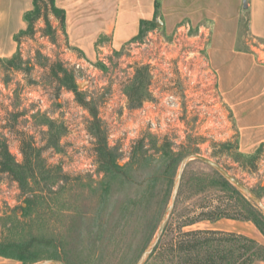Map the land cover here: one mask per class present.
Masks as SVG:
<instances>
[{"label": "rangeland", "instance_id": "374dc122", "mask_svg": "<svg viewBox=\"0 0 264 264\" xmlns=\"http://www.w3.org/2000/svg\"><path fill=\"white\" fill-rule=\"evenodd\" d=\"M245 9L241 6L238 34L243 47L253 41ZM159 15L140 38L119 49L103 35L85 39L90 34L76 31L83 35L76 42L67 21V37L59 31L53 41L43 35L46 26L39 21L35 36L21 39L22 68L32 69L7 78L0 68V134H5L19 163L20 136L34 135L27 152L36 161L32 185L42 195L28 224L20 211L19 185L0 176V236L9 229L27 236L32 229L43 239V261L61 255L73 264H138L169 205L179 165L190 154L218 163L264 203V153L254 159L237 156L232 114L220 99L217 73L209 60L210 21L202 19L191 29L184 21L168 32ZM18 33L3 35L0 56L16 53ZM57 62L73 72L76 84H83L78 90L98 110L111 155L121 167L113 179L97 162L95 140L87 131L90 113L73 93H59L50 73ZM203 168L213 170L200 161L190 162L182 184ZM188 197H182L181 206L194 203ZM222 221L217 230L236 227L243 233L229 232L264 245L254 224L235 221L243 224L237 227L232 220ZM189 229L214 228L202 223ZM0 264L22 263L0 257ZM146 264L174 262L164 254Z\"/></svg>", "mask_w": 264, "mask_h": 264}, {"label": "trees", "instance_id": "16d2710c", "mask_svg": "<svg viewBox=\"0 0 264 264\" xmlns=\"http://www.w3.org/2000/svg\"><path fill=\"white\" fill-rule=\"evenodd\" d=\"M159 2H156V15H158ZM51 17L58 25L55 27ZM23 20L26 28L15 36L18 44L16 53L11 57H0V68L5 76L10 77L15 72L30 71L32 66L22 68L23 55L21 52V39L36 34V24L44 21L43 35L51 37L54 41L57 33L61 31L67 37L66 11L57 6L56 0H33V9L27 11ZM148 25L152 22L141 21L140 32L137 38L145 33ZM136 38V39H137ZM34 67V66H33ZM51 75L58 82L59 93L67 90L75 95L77 103L87 110L92 121L87 131L95 140L97 162L105 168V173L113 179L119 175L121 167L117 164L115 156L107 144L106 133L101 125L98 110L91 107L77 87L73 72L64 64L57 62L50 69ZM4 81V80H3ZM8 82V81H7ZM6 80L4 84L8 86ZM21 153L23 162H17L10 152L8 140L5 134H0V176H7L19 185L23 194V206L20 208L21 215L31 224L36 212V201L41 192L34 190L32 184L36 183V161L31 158L27 149H31L35 143L34 135L22 133L20 136ZM264 153L262 144L255 154L246 155L237 153L238 157L254 159ZM185 175V173H184ZM184 177V176H183ZM190 195L194 203L188 206L182 205V197ZM188 197V199H190ZM32 219V220H31ZM222 220L237 222H250L255 225L264 236V215L244 196H242L227 180L215 170L201 169L200 172L189 178L185 185L181 184L178 199L173 214L165 228L164 234L150 258L167 254L172 257L174 264H255L264 262V245L246 235L235 232H227L217 229L185 230L193 226L209 223L215 224ZM5 235V236H4ZM43 239L32 229L28 235H19L9 229L8 234L2 231L0 236V257L16 260L22 264H35L44 260L40 254ZM61 255L51 258H59L66 264H73L68 256ZM149 258V259H150Z\"/></svg>", "mask_w": 264, "mask_h": 264}, {"label": "crops", "instance_id": "0c3cea01", "mask_svg": "<svg viewBox=\"0 0 264 264\" xmlns=\"http://www.w3.org/2000/svg\"><path fill=\"white\" fill-rule=\"evenodd\" d=\"M156 2L168 32L184 21L193 27L199 26L202 19L210 21L208 55L217 73L219 96L232 114L239 152L254 154L264 144V0H56L57 6L66 11L68 30L76 42L83 36L74 34L76 31L90 34L85 39L103 35L111 38L115 49L139 35L141 21L155 19ZM245 3L253 41L248 40L243 47L238 34L240 9ZM32 9L33 0H0V48L4 34L11 36L26 28L23 16ZM256 43L261 47L257 48ZM223 222L212 224V228L219 229ZM227 231L243 233L236 227Z\"/></svg>", "mask_w": 264, "mask_h": 264}, {"label": "water", "instance_id": "95a60500", "mask_svg": "<svg viewBox=\"0 0 264 264\" xmlns=\"http://www.w3.org/2000/svg\"><path fill=\"white\" fill-rule=\"evenodd\" d=\"M244 8H247V4H244ZM79 88L83 86V84L77 85ZM192 161H200L213 170H215L217 173H219L225 180H227L242 196H244L247 200H249L263 215H264V203L261 202V200L244 184H242L240 181H238L234 176H232L226 169H224L222 166H220L218 163L212 161L209 158H206L199 154H190L187 157H185L178 169V173L174 182L171 198L169 205L165 211V214L163 216V219L159 225V228L154 236L153 241L148 246L146 251L141 256L138 264H146L148 259L151 257V255L154 253L155 249L157 248L163 234L165 231V228L173 214L179 191L181 188L183 176L186 170L187 165ZM35 264H66L65 262H62L60 260H46L43 262H38Z\"/></svg>", "mask_w": 264, "mask_h": 264}, {"label": "built area", "instance_id": "2783aa9c", "mask_svg": "<svg viewBox=\"0 0 264 264\" xmlns=\"http://www.w3.org/2000/svg\"><path fill=\"white\" fill-rule=\"evenodd\" d=\"M186 25H187L186 27H187L188 29H191V26H190L189 24H186ZM182 29H183V26H180V27L177 29V31L180 32ZM201 29H202V28L200 27V28H199V31H200V32L203 31V30H201ZM203 29L205 30V28H203ZM261 56H262V60L264 61V49H263V52H262V55H261Z\"/></svg>", "mask_w": 264, "mask_h": 264}]
</instances>
